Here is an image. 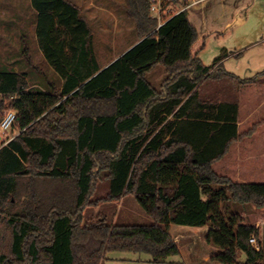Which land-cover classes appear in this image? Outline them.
I'll list each match as a JSON object with an SVG mask.
<instances>
[{"label": "trees", "instance_id": "16d2710c", "mask_svg": "<svg viewBox=\"0 0 264 264\" xmlns=\"http://www.w3.org/2000/svg\"><path fill=\"white\" fill-rule=\"evenodd\" d=\"M30 1L38 47L60 81L30 91L26 74L0 69V118L16 113L11 137H0V264H102L110 252L164 262L180 252L172 225L207 226L206 242L219 250L211 262L264 264L249 244L258 229L225 207L264 209V183L212 167L240 137L238 105L199 100L206 79L236 78L222 58L205 67L192 56L198 35L187 12L157 28L150 0H126L138 43L101 69L77 5ZM157 66L166 72L158 88L147 79ZM100 181L109 183L103 202L130 195L152 222L88 214Z\"/></svg>", "mask_w": 264, "mask_h": 264}, {"label": "rangeland", "instance_id": "374dc122", "mask_svg": "<svg viewBox=\"0 0 264 264\" xmlns=\"http://www.w3.org/2000/svg\"><path fill=\"white\" fill-rule=\"evenodd\" d=\"M71 1L78 5L94 35L101 62L112 58L121 49L138 39L135 21L127 11L126 0ZM246 3H248L246 10L241 12L240 16L242 24L233 26L226 32L224 31L225 23L235 21L236 14L241 10L242 4L238 3V0L236 2L233 0L219 13L212 11L213 13L208 16L204 24L199 25L208 34L193 49L194 53H198L196 55L198 60L203 66L211 67L216 59L227 56L222 61V69L236 78L222 77L217 83L209 81L213 78L206 79L208 81H203L199 88L201 96L212 88V85H215L213 88L221 90L223 94L227 93L220 99L237 102L238 96L242 94L240 90L242 87L240 88L239 85L241 81L255 79L251 84H244L250 85L244 88L250 92L252 90L253 94L264 97V0H247ZM97 4L106 9V11H102V16L94 14L92 5ZM0 9L5 14L2 19L7 20L6 27H2V30H5L3 36L5 33L6 37L4 42H0V69H10L26 74L30 91H44L46 82L59 83L60 77L48 65L38 47L32 25L34 9L31 1L0 0ZM165 77L166 72L162 66L156 67L147 75L148 81L156 88L161 86ZM240 99L243 101L242 96ZM248 107V103H242L243 113H246ZM259 108L258 113H255L252 119L255 122L252 124L247 122L242 126L243 129L247 130V126L251 125L249 128L255 132L263 126L261 118L264 117V113H262L264 103ZM1 115L2 113L0 117ZM245 116L243 115V117ZM250 130L245 133H251ZM0 137L3 139L11 137V133L0 132ZM255 139L264 140V137L259 136ZM224 164L215 165L213 170L218 175L228 177L235 182L264 183V169H255L252 163H248L247 167L243 168H241V163H228V168ZM108 191V182L100 181L97 184L92 201H100L97 207L86 210L88 214L94 216L103 214L110 224L143 225L152 222L134 197L130 195L124 197V201L120 203L119 207L116 202H103ZM225 207L231 213L240 215L244 223L254 224V226L258 224L259 227L255 226V228L259 231L260 249L264 253V209L252 205H239L231 201L226 203ZM171 227L189 229L180 233L174 231L170 233L173 241L176 243L174 240L176 238L179 243L177 246L181 248L178 255L171 256L164 262H153L152 258L144 253L110 252L102 264H190V259L207 251L204 243L207 229L203 227L204 229L193 231L192 227L177 225ZM243 259L244 255L240 257L239 261L244 263Z\"/></svg>", "mask_w": 264, "mask_h": 264}, {"label": "crops", "instance_id": "0c3cea01", "mask_svg": "<svg viewBox=\"0 0 264 264\" xmlns=\"http://www.w3.org/2000/svg\"><path fill=\"white\" fill-rule=\"evenodd\" d=\"M232 1L233 0H186V5L188 6V9L186 10L187 15H188V20L191 23V25L195 28L197 35H198L196 42L192 45V49H191L192 56H195L198 54V53H194L193 49H194V47L197 46V44L200 42V40L201 39L203 40L206 37L205 35L208 34L207 31L205 32V30H203L202 27H200L199 25L204 24V21L208 18V16L211 13H213L215 11H218V13H219V11L222 8L229 6ZM236 1L237 0H235V2ZM239 2L242 4V6L240 7L241 10L236 14V20L235 21L225 23V25H224V31L225 32L230 30L233 26L242 24V19L240 17L241 12L246 10V6L248 5V3H246L247 0H238V3ZM92 7L94 9V14L97 16H102V14H101L102 11H106V9L103 7H100L99 4L92 5ZM33 11H34V14H32V16H33L32 25H33L34 31H36L37 13L35 12V10H33ZM4 15H5L4 12L0 9V42H4V40H5L4 38L6 37L5 33L3 36V32L5 30H2V27H6V23H7V20L5 21L2 19V16H4ZM92 36H93L94 56H95L97 63L101 69L106 68L108 65H110L112 62H114L121 55H123L126 51H128L130 48H132L134 45H136L138 43V39H137L133 43L127 45L126 47L121 49L119 52H117L112 58L106 59V61L101 62L100 61V59H101L100 52L98 49H96L97 47H96V43H95V38H94L93 34H92ZM224 58H227V56L223 57L222 61ZM207 81L208 80H206L205 82H207ZM209 81H212V83H217L220 81V79H211ZM239 85H240V88L242 87L240 89L242 94L238 96L236 103L238 105L237 127H238V134L240 135V137L237 139V141H235L234 143H232L230 145L227 153L220 160L215 162L212 165V167H214L215 165H219L221 163H225L224 166L228 168L229 167L228 163L233 162L236 164L241 163V168H243V167H247L246 165H248V163H252L253 168L263 170L264 169V145H263L264 140H259V139H255V138H257L259 136L261 138L264 137V125L255 132L251 131V133H245V132H247V130L252 129V128H249L251 125L247 126V128H246L247 130L243 129L242 126L245 125L247 122H250V124L255 122L252 120L253 116L255 115V113L256 114L258 113V110L260 109L259 106H261V104L264 103V99H263L264 97L262 95L258 96L257 94H253L252 90L250 92L249 90H247V88H244L245 86L248 87L250 85H244L243 83H241ZM213 86H215V85H212V88L208 89V91L205 94H203L202 96L199 93L200 94L199 100L201 102H209V101H211V102H234L231 100L220 99V97H222L223 95H227V93L223 94L221 90L218 91V89L213 88ZM248 89H250V88H248ZM263 89H264V87H263ZM241 96L243 98V101L240 99ZM256 102H257V104H256ZM242 103H245V104L248 103L249 104V107L247 108L246 113H243ZM257 105H258V107H257ZM262 113H264V111H262ZM243 115L244 116L246 115V116L243 117ZM244 120H245V122H244ZM261 120H264L263 116H262ZM237 180H239V179H237ZM249 182L250 181H246L243 183H249ZM122 201H124V197H122V199L119 202H116L118 207L120 206V203ZM248 225L254 226V224H248ZM177 226H179V225H177ZM255 226L259 227L258 224ZM181 227H183V226H181ZM192 228H194L193 229V231H194V230H201V228H203V227H192ZM204 228L208 230L207 226H205ZM188 230L189 229L172 228L170 226L169 233H171V231L180 233L182 231H188ZM174 240L176 241L177 245L179 246L178 240L176 238ZM256 241L258 244V248L260 250V242L258 239H256ZM204 243L207 247V251L202 253L200 256H196L193 259H190V261H191L190 264H217L215 262H211L210 259L219 250L216 247L211 246L210 244H207L205 235H204ZM179 251H181V248H179ZM243 260L245 261V256H244Z\"/></svg>", "mask_w": 264, "mask_h": 264}, {"label": "built area", "instance_id": "2783aa9c", "mask_svg": "<svg viewBox=\"0 0 264 264\" xmlns=\"http://www.w3.org/2000/svg\"><path fill=\"white\" fill-rule=\"evenodd\" d=\"M188 9L183 0H150V16L156 20L157 28L161 27L167 20L173 16ZM16 119V113L13 110L4 112L3 117L0 119V132L6 134L9 132L12 124ZM249 244L259 251L256 238L251 236Z\"/></svg>", "mask_w": 264, "mask_h": 264}]
</instances>
